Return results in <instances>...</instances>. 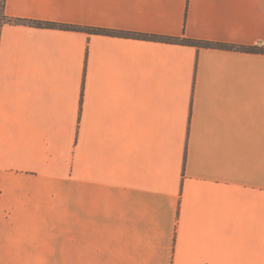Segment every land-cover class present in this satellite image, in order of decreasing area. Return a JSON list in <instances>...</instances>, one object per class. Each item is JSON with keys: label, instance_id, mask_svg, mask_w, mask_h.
Returning <instances> with one entry per match:
<instances>
[{"label": "crops", "instance_id": "crops-1", "mask_svg": "<svg viewBox=\"0 0 264 264\" xmlns=\"http://www.w3.org/2000/svg\"><path fill=\"white\" fill-rule=\"evenodd\" d=\"M1 2V0H0ZM0 264H264V0H5Z\"/></svg>", "mask_w": 264, "mask_h": 264}, {"label": "trees", "instance_id": "trees-1", "mask_svg": "<svg viewBox=\"0 0 264 264\" xmlns=\"http://www.w3.org/2000/svg\"><path fill=\"white\" fill-rule=\"evenodd\" d=\"M4 1L5 0H1L0 2L2 19H5L3 15ZM9 22H12L14 24L29 25V26L38 27V28L59 29V30H66V31L84 32V33H90V34L120 36V37H126V38L164 42V43H169V44L187 45V46H193V47H199V48H216V49H221V50L240 51V52H248V53H264V48L259 47V46H240V45L213 43V42L193 40V39H189L185 37L183 38L164 37V36H158V35L130 33V32L114 31V30L102 29V28H90V27H83L79 25L60 24V23L43 22V21L9 19Z\"/></svg>", "mask_w": 264, "mask_h": 264}]
</instances>
